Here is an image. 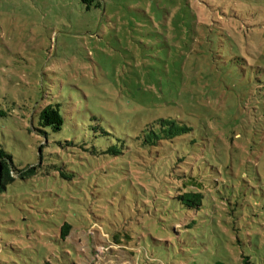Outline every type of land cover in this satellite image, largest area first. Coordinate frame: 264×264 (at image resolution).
Returning <instances> with one entry per match:
<instances>
[{
    "label": "rangeland",
    "instance_id": "obj_1",
    "mask_svg": "<svg viewBox=\"0 0 264 264\" xmlns=\"http://www.w3.org/2000/svg\"><path fill=\"white\" fill-rule=\"evenodd\" d=\"M159 119L193 129L169 159ZM2 151L0 264H264V0H0Z\"/></svg>",
    "mask_w": 264,
    "mask_h": 264
},
{
    "label": "trees",
    "instance_id": "obj_2",
    "mask_svg": "<svg viewBox=\"0 0 264 264\" xmlns=\"http://www.w3.org/2000/svg\"><path fill=\"white\" fill-rule=\"evenodd\" d=\"M95 2H99V0H82V3L85 4L88 9H90ZM64 124L65 118L62 114L60 104L49 105L43 110L40 118V125L42 128H50L53 132H60ZM40 132L45 135L48 133L47 130H40ZM192 133V128L179 121L159 119L146 125L137 138V141L140 142V146L147 152H152L161 148V151H164L168 155L166 159H169V156L171 157L172 155L171 152L177 150L178 147H189V144L185 143V141L188 140V136ZM110 152L114 156L119 154V152L112 151V149L108 151V153ZM166 166L172 170L175 169L172 160H169ZM187 167L189 168L188 170L185 171L183 168V173L178 175V179L182 181L184 188L181 192L182 195L178 196L177 200L187 209H201L207 196L203 190L208 192L204 184L205 179L202 174L195 176L193 170L190 172V164H187ZM35 171L36 168H33L29 173H35ZM17 174L11 157L3 151L0 152V191L5 189L8 183L13 182L15 180L13 176H17ZM71 232V226L66 224L62 228V238L66 240Z\"/></svg>",
    "mask_w": 264,
    "mask_h": 264
}]
</instances>
